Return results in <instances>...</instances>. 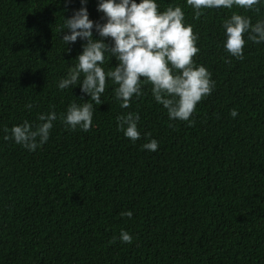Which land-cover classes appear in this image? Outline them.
<instances>
[{
	"label": "trees",
	"instance_id": "obj_1",
	"mask_svg": "<svg viewBox=\"0 0 264 264\" xmlns=\"http://www.w3.org/2000/svg\"><path fill=\"white\" fill-rule=\"evenodd\" d=\"M156 2L185 11L199 36L193 59L214 81L191 124L169 121L149 84L120 108L106 81L88 131L58 120L30 152L3 140V129L87 99L79 85L56 87L83 43L64 45L57 26L81 5L0 0V264H264V43L246 39L235 59L221 27L231 11L264 18V4L193 17L185 0ZM96 3L87 0L89 19L103 22ZM129 111L140 116L135 142L116 130L115 117ZM145 133L157 150L141 148ZM121 229L131 243L119 240Z\"/></svg>",
	"mask_w": 264,
	"mask_h": 264
},
{
	"label": "clouds",
	"instance_id": "obj_2",
	"mask_svg": "<svg viewBox=\"0 0 264 264\" xmlns=\"http://www.w3.org/2000/svg\"><path fill=\"white\" fill-rule=\"evenodd\" d=\"M79 3L81 6L67 18L62 16V23L57 26V32L64 33L60 37L64 45L75 43L77 38L83 43L74 58L75 63L67 67L56 87L70 90L79 85L87 99L80 98L82 103L71 101L61 113L39 112L34 123L23 120L4 128L2 139H11L31 152L48 141L58 120L70 131H88L95 106L104 102L101 97L106 81L111 82L120 108H129L130 101L142 95V85L149 84L153 100L162 106L169 121L191 124L196 105L215 85L208 69L193 59L200 51L199 36L186 22L182 7L176 4L160 10L156 0H97L96 11L103 14V22H94L85 7L87 0H79ZM185 3L192 9L193 17H199L203 10L209 9L235 7L256 11L264 0H185ZM221 27L222 46L235 59L243 58L246 39L264 43V18L252 22L239 11H231L222 19ZM93 30L98 38H93ZM104 38H110L111 43H106ZM110 58L116 61L114 66L109 65ZM24 107L31 109L32 105L28 103ZM229 115L235 117L236 110H230ZM139 120L138 113L118 114L116 130L135 142L141 137ZM145 136L148 138L141 148L157 150L158 141L148 133ZM121 215L131 219L132 212L124 210ZM118 238L123 243L132 242V236L124 229L120 230Z\"/></svg>",
	"mask_w": 264,
	"mask_h": 264
}]
</instances>
